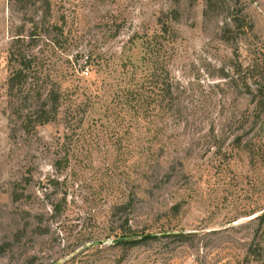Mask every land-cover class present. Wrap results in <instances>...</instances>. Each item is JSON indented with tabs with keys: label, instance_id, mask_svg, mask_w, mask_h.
I'll list each match as a JSON object with an SVG mask.
<instances>
[{
	"label": "rangeland",
	"instance_id": "rangeland-1",
	"mask_svg": "<svg viewBox=\"0 0 264 264\" xmlns=\"http://www.w3.org/2000/svg\"><path fill=\"white\" fill-rule=\"evenodd\" d=\"M51 4L30 48L61 105L26 132L8 48L40 9L0 0V264H232L264 209V0ZM157 80L161 109L117 103Z\"/></svg>",
	"mask_w": 264,
	"mask_h": 264
},
{
	"label": "trees",
	"instance_id": "trees-1",
	"mask_svg": "<svg viewBox=\"0 0 264 264\" xmlns=\"http://www.w3.org/2000/svg\"><path fill=\"white\" fill-rule=\"evenodd\" d=\"M10 2L12 4H18L22 8H26L28 5H34L37 9H40L39 16L29 18L31 19V24L28 26L30 27L29 33H15L8 48L10 70L6 78L5 92L8 100H10V106H12L13 111L19 117L21 127L24 131L29 132L39 124L54 120L61 105L60 86L54 87L53 85L47 84L39 63L40 56L30 48L35 40V35H37V30L41 28L39 25L41 23H51L52 4L51 0H10ZM53 23L57 25L56 22H52L50 26H53ZM157 82L158 80L153 82L154 84L152 86L155 88V91L153 90L147 95L137 93L131 88H126L122 100L118 99L117 103H125L124 109H127V104L129 105L130 101H133L136 107L145 104L146 108H148L151 100L155 101L158 99L157 109H161L162 102L170 95L171 89L169 84L165 83V80H161L158 84ZM258 95L259 98L257 101L259 102L260 99L264 98L262 90L258 92ZM81 104L82 100L77 103V105ZM127 203L129 201L120 202L119 206L126 205ZM254 218V220H251V235L243 247L241 249L236 248L237 250L225 251L221 255V257L229 259V263L264 264V229L262 227L264 209ZM172 234L180 236L187 235L182 232H173ZM151 236L146 234L143 238ZM128 241L129 239L126 237L116 243H125Z\"/></svg>",
	"mask_w": 264,
	"mask_h": 264
},
{
	"label": "water",
	"instance_id": "water-1",
	"mask_svg": "<svg viewBox=\"0 0 264 264\" xmlns=\"http://www.w3.org/2000/svg\"><path fill=\"white\" fill-rule=\"evenodd\" d=\"M126 237H117V238H113V239H111L110 241L112 242V243H114V242H118V241H120V240H122V239H125ZM104 240H102V239H98V240H94V241H91L90 243L91 244H98V243H102Z\"/></svg>",
	"mask_w": 264,
	"mask_h": 264
}]
</instances>
